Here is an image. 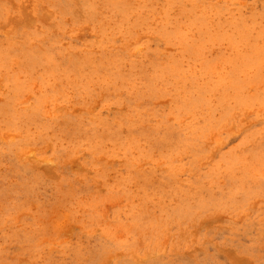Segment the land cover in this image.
Returning <instances> with one entry per match:
<instances>
[{"label":"rangeland","instance_id":"374dc122","mask_svg":"<svg viewBox=\"0 0 264 264\" xmlns=\"http://www.w3.org/2000/svg\"><path fill=\"white\" fill-rule=\"evenodd\" d=\"M0 264H264V0H0Z\"/></svg>","mask_w":264,"mask_h":264}]
</instances>
